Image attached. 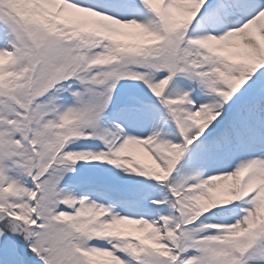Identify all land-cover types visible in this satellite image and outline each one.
<instances>
[{
  "label": "snow or ice",
  "instance_id": "snow-or-ice-1",
  "mask_svg": "<svg viewBox=\"0 0 264 264\" xmlns=\"http://www.w3.org/2000/svg\"><path fill=\"white\" fill-rule=\"evenodd\" d=\"M0 264H264V0H0Z\"/></svg>",
  "mask_w": 264,
  "mask_h": 264
}]
</instances>
